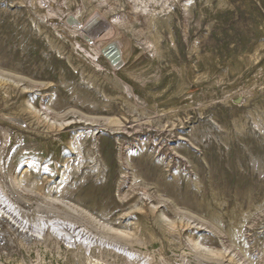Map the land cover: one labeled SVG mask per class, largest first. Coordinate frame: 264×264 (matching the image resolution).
Listing matches in <instances>:
<instances>
[{
    "label": "rangeland",
    "instance_id": "rangeland-1",
    "mask_svg": "<svg viewBox=\"0 0 264 264\" xmlns=\"http://www.w3.org/2000/svg\"><path fill=\"white\" fill-rule=\"evenodd\" d=\"M0 182V264H264V0H0Z\"/></svg>",
    "mask_w": 264,
    "mask_h": 264
},
{
    "label": "bare ground",
    "instance_id": "bare-ground-1",
    "mask_svg": "<svg viewBox=\"0 0 264 264\" xmlns=\"http://www.w3.org/2000/svg\"><path fill=\"white\" fill-rule=\"evenodd\" d=\"M118 52L119 51H117L115 47H107L106 49V53H108L109 57H111L113 60H117ZM63 177H64V173H63ZM14 182L15 184L13 185L16 186L14 187L15 190H17L16 193L22 200L23 198H28L42 202L41 205L39 204V206H41V208L39 209L41 212L47 211V209L50 207V204L53 203L52 202L53 200L50 198V196H48L50 195L49 193H46L45 196H43L35 191V188L37 187L36 183L28 184L23 180H17V179ZM58 199L60 200L59 202H62L61 205H64L62 198H58ZM2 212H4V214L5 213L11 214L10 218H12V220H10L9 218L11 223L7 220V217H5L4 215L1 216ZM57 224L60 227L74 231L73 233H77L89 239H93V237L86 230H83L77 227L76 225L71 226L70 224H67L64 221H57ZM6 225L13 227L12 229L15 232H18V234H20L19 236H23L24 238L39 237L38 235L35 234L37 231H39L37 230L38 227L35 224L30 223V221H26L22 217L19 210H17V208L15 209L10 204V202L4 198L3 193L0 192V228H3ZM46 227H48L47 222H45L43 226H41L39 229L40 231H43L45 230ZM68 237H70V235H68Z\"/></svg>",
    "mask_w": 264,
    "mask_h": 264
}]
</instances>
